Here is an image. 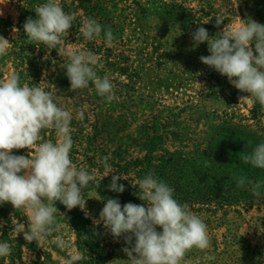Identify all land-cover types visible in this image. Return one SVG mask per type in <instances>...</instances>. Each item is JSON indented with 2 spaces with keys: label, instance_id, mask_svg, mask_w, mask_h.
Instances as JSON below:
<instances>
[{
  "label": "rangeland",
  "instance_id": "rangeland-1",
  "mask_svg": "<svg viewBox=\"0 0 264 264\" xmlns=\"http://www.w3.org/2000/svg\"><path fill=\"white\" fill-rule=\"evenodd\" d=\"M45 2L0 0V36L11 43L8 55L0 57V78L18 73L21 84H40L52 92L59 107L73 113L71 159L90 172L96 169L97 180L106 171L110 174L104 178L109 179L118 173L135 188L153 171L174 188V198L187 203L207 224L206 251L216 257L205 261V252L194 248L184 264H264V199L257 203L248 184L237 187L241 175L264 181V169L239 158V153H249L264 142V107L251 99L240 101L248 94L203 64L199 58L210 55L207 42L193 47L191 37L198 27L215 36L228 24L239 25L240 19L264 24V0H58L66 13L76 16L59 47L97 55L104 65L98 75H107L114 85L117 99L111 103L91 84L70 90L68 58L56 49L28 44L23 24L28 17L35 18V6ZM217 15L225 17L219 28ZM86 17L111 27L115 37L111 46L103 32L93 40L83 37L80 28ZM79 110L84 111L83 121L75 119ZM42 135L56 139L53 130ZM27 153L14 150L17 155ZM103 156H109L108 170L97 162ZM82 194L90 216L99 218L104 202L98 188L90 184ZM57 207L65 213L58 203ZM57 217L64 223L66 239L82 252L70 218L66 215L67 224L59 213ZM28 222L23 210L10 203L0 205V242L12 248L0 264H64L70 250H60L51 238L28 243L22 233L16 234L13 225ZM125 246L122 238L116 240L103 230L101 247L111 255L105 264H124Z\"/></svg>",
  "mask_w": 264,
  "mask_h": 264
},
{
  "label": "clouds",
  "instance_id": "clouds-1",
  "mask_svg": "<svg viewBox=\"0 0 264 264\" xmlns=\"http://www.w3.org/2000/svg\"><path fill=\"white\" fill-rule=\"evenodd\" d=\"M34 11L35 18L28 17L23 24L28 44L56 49L59 55L68 58L66 75L70 90L85 89L91 84L106 102L117 99L109 77L98 75L104 65L95 53L59 47L69 35L75 14L66 13L58 0H46L35 6ZM224 20L222 15L215 16V26L219 28ZM240 21L239 25L228 24L215 36H210L206 28L198 27L191 34L193 47L207 42L210 55L201 56L200 61L227 77L240 92L248 94L241 96L240 101L251 99L264 107V24L250 18ZM80 32L87 40L101 37L103 32L108 46L115 39L110 26H102L91 17L84 18ZM10 44L0 36V57L8 55ZM39 85L21 84L18 73L0 78V205L10 203L15 210L27 214V226L13 225L17 235L22 233L26 242L37 244L51 238L50 242L60 250H70L64 264L84 260V253L77 252L63 233L64 223L57 214L66 223L67 219L66 213L59 211L58 202L68 211L79 207L94 225L102 224L116 240L122 238L126 246L121 250L127 257L121 260L124 264H184L187 253L194 248L205 252V261L216 259L206 251L210 248L207 224L187 203L181 204L175 199L174 188L153 171L137 182V195L144 203L122 205L116 198H106L99 218L91 217L82 193L90 182L99 187L101 181L96 179V169L90 172L86 166L73 163V113L59 107L52 92ZM84 118L83 110L76 112L75 119L83 121ZM44 130H53L55 141L44 139ZM21 149H27V155L14 154V150ZM239 158L245 164L264 169V142L249 153H239ZM108 161L109 156L97 160L105 170L111 168ZM109 174L106 171L104 177ZM121 179L126 178L118 173L112 175L109 189L123 193L125 185L118 183ZM246 184L250 185L257 203L264 199V181H252L243 175L237 178V187ZM11 252L8 242H0V258L10 256Z\"/></svg>",
  "mask_w": 264,
  "mask_h": 264
},
{
  "label": "trees",
  "instance_id": "trees-1",
  "mask_svg": "<svg viewBox=\"0 0 264 264\" xmlns=\"http://www.w3.org/2000/svg\"><path fill=\"white\" fill-rule=\"evenodd\" d=\"M97 181H101L99 187L96 186L95 183H91L98 188L99 193L105 203L106 198H116L121 204H125L128 202H132L134 204H142L144 203L138 198L139 188H132L126 182L121 180L119 183L125 185V191L123 193L113 192L109 189V185L111 183V179L103 178ZM58 203V202H57ZM59 208L66 213V215L72 221L73 226L76 228L78 233V246L84 256L86 258L94 259L98 264H105L110 260L111 255L108 252L104 251L101 247L103 242V226H94L91 222L86 219L83 211L79 209V207L68 211L65 206L58 203ZM83 236H87L88 239L84 240ZM79 264H86V260L84 259Z\"/></svg>",
  "mask_w": 264,
  "mask_h": 264
}]
</instances>
